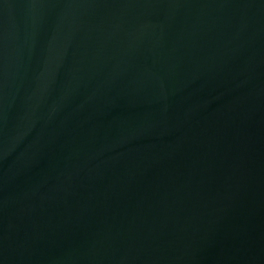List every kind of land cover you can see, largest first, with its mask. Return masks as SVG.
I'll return each mask as SVG.
<instances>
[{
	"label": "water",
	"instance_id": "1",
	"mask_svg": "<svg viewBox=\"0 0 264 264\" xmlns=\"http://www.w3.org/2000/svg\"><path fill=\"white\" fill-rule=\"evenodd\" d=\"M0 264H264V0H0Z\"/></svg>",
	"mask_w": 264,
	"mask_h": 264
}]
</instances>
